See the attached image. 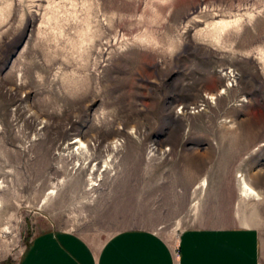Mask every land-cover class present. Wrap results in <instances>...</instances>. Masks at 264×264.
<instances>
[{
  "label": "rangeland",
  "instance_id": "obj_1",
  "mask_svg": "<svg viewBox=\"0 0 264 264\" xmlns=\"http://www.w3.org/2000/svg\"><path fill=\"white\" fill-rule=\"evenodd\" d=\"M214 211L264 256V0H0V264Z\"/></svg>",
  "mask_w": 264,
  "mask_h": 264
},
{
  "label": "crops",
  "instance_id": "obj_2",
  "mask_svg": "<svg viewBox=\"0 0 264 264\" xmlns=\"http://www.w3.org/2000/svg\"><path fill=\"white\" fill-rule=\"evenodd\" d=\"M219 218L215 211L203 215L208 225L183 230L175 242L130 228L96 245L77 233L45 228L28 241L18 264H264L258 230L224 226Z\"/></svg>",
  "mask_w": 264,
  "mask_h": 264
},
{
  "label": "bare ground",
  "instance_id": "obj_3",
  "mask_svg": "<svg viewBox=\"0 0 264 264\" xmlns=\"http://www.w3.org/2000/svg\"><path fill=\"white\" fill-rule=\"evenodd\" d=\"M81 142V144H84L85 145V143L84 142H82V141H80Z\"/></svg>",
  "mask_w": 264,
  "mask_h": 264
}]
</instances>
